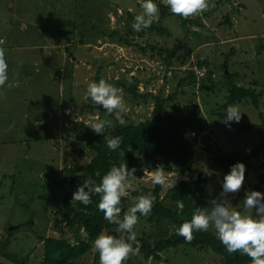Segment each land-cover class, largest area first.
Masks as SVG:
<instances>
[{
	"label": "rangeland",
	"instance_id": "rangeland-1",
	"mask_svg": "<svg viewBox=\"0 0 264 264\" xmlns=\"http://www.w3.org/2000/svg\"><path fill=\"white\" fill-rule=\"evenodd\" d=\"M158 2L165 5L163 0H154L158 8ZM141 3L142 0H0V34L8 40L10 33L21 31L23 25H27L29 30L17 32L15 39L1 46L4 49L15 41L37 46L53 41H69L71 36L74 39V44L68 49L70 58L63 65V71L57 74V78L64 82L65 98H33V102L20 100L18 105H12L15 114L12 134L5 136L0 133V264H18L22 260L28 264H41L44 248L38 236L66 237L73 241L72 234L68 229H62L57 221V212L62 209L65 194L70 190L62 170L66 165L80 161L79 158H86L80 155L79 149L73 152V140L68 141L67 137L75 139L74 121L87 127L94 116L110 121L111 126L116 122L108 117L109 114H102V110L93 108L99 106L86 95L89 82L98 83V79L104 78L109 83L121 86L128 108L123 114L125 122L139 123L156 113L153 99L146 104L145 99H136L124 91L122 85L130 87L138 80L140 94L161 93L167 97L176 92V99L168 103V110L176 115L186 117L189 107L197 103L200 105L207 129L202 133L189 134L198 147L195 149L196 165L192 173L197 176L209 172L215 181H210L207 187L209 209L211 201L222 192L223 179L227 175L217 171L212 164L213 154L218 150L251 152L260 144L257 131L243 132L242 129L250 124H261L264 118V0H209L208 11L189 17L197 20L204 16L206 29L201 30L197 25L190 27L198 35L187 33L175 16H168L163 19V25L167 26L171 37H161L149 31L142 35L133 30L134 17L142 12ZM227 15L230 24L224 23ZM15 24L17 27L7 30V26ZM31 31L48 33L34 36ZM50 32L55 33L53 40ZM114 33V38L110 37ZM125 36L141 46L157 45L173 50L176 54L174 66H167L164 60L166 54L161 58L151 49L147 48L143 53L136 46L124 45L120 39ZM232 49L234 53L228 57ZM37 56L28 52L27 62ZM203 59L211 62V69L216 73L214 90L201 91L202 81L199 80L195 86L186 84L179 87L181 79L188 76L190 67ZM226 62L229 72L240 75L238 85L263 92L258 110L244 102L235 105L242 113L241 120L239 123L229 122L230 126L223 123L226 113L221 110L230 87L224 74ZM39 69V77H42L44 67L39 66ZM254 82H257V87ZM207 84L212 86V83ZM0 102L1 130L2 125L9 122V115L7 113V121L5 114V103L9 100L0 98ZM67 103H71V112L68 120H65L69 124L66 123L59 131V107ZM52 106H55L54 110ZM39 120H42L44 127L34 126ZM259 174H264V155L253 160L252 170L241 190L228 196L237 210H242L240 205L246 192L256 191L254 185ZM165 176L169 183L176 185L184 179L185 174L172 172ZM128 183L130 207L138 197L134 192L154 186L149 175ZM169 188L164 187V192ZM260 192L264 193V186ZM55 224L59 227L55 228ZM172 230L168 221L157 230L155 224L148 223L147 217L138 219L134 228L137 240L145 233L150 241L157 237L162 239ZM162 257L169 260L166 264L221 262V257L212 252L183 246L164 252ZM92 258L93 254L89 253L80 260V264H91ZM153 261L150 259L146 262L139 253L130 255L125 264H148Z\"/></svg>",
	"mask_w": 264,
	"mask_h": 264
},
{
	"label": "trees",
	"instance_id": "trees-1",
	"mask_svg": "<svg viewBox=\"0 0 264 264\" xmlns=\"http://www.w3.org/2000/svg\"><path fill=\"white\" fill-rule=\"evenodd\" d=\"M224 1L232 2L233 0ZM159 8L161 17L154 20L149 28L140 31L142 35L145 31H149L155 32L161 37H171L167 26L163 25V19H166L168 16H175L180 21L181 27L187 33H195L198 35L197 31H193L190 28L194 25L200 27L201 30L206 29L203 21L204 16L197 20L184 19L181 16L172 14L170 8L162 3H159ZM205 15V18H207L208 15ZM224 23H231L228 15ZM114 35L116 33L110 37L114 38ZM120 41L126 46L138 47L143 53L148 48L153 52H157L161 58L166 54L167 57L164 60L167 66H174L176 54L173 50L161 48L157 45H150L149 47L141 46L129 40L127 36L122 37ZM233 53L234 50L232 49L227 56H232ZM188 54L190 55V53ZM186 60L189 59L186 58ZM196 68H206L208 72L204 77L200 78L199 81H202V84L199 89L205 92L213 91L216 83V73L211 69V62L208 59L198 60L197 63L190 67L188 76L181 79L178 86L181 87L186 84L195 86L198 80L195 74ZM224 69L227 70H224V74L230 87L226 101L221 106V110H226L228 105H236L243 102L250 104L257 110L260 109L263 92H257L253 87L245 88L244 86L238 85L237 80L240 75L229 72L227 62ZM139 82L138 80L136 84L130 87L126 85H122V87L125 92L132 94L136 99H145L146 104L149 99L155 101L156 113H153L146 120L140 121L139 123L126 122L125 125H120L116 121L114 126L110 125L106 127L105 133L102 135L96 134L83 123L73 122L74 129L76 130H74L75 139L74 137H67V139L68 141L73 140L71 143L73 152L76 153V150L79 149L80 155H85L86 159L79 158L80 161L66 165L63 168L64 179L67 180L70 190L65 194L62 209L57 212L59 216L57 220L59 221L58 224L62 229H68L73 236V241L66 237L38 236L37 238L43 244L44 248L41 264H80V260L89 253L93 254L91 264H99L98 253L93 248L96 236L101 231L117 237L127 235L126 233H118L116 231L117 225L110 224L104 220V214L98 208L100 200L98 194L91 195V203L88 205L72 201L73 193L83 184L84 180L91 178L94 183L100 184L103 175L113 165L119 166L121 164H127L129 170L133 168L136 170L134 174H130L128 182L143 178L145 176L144 170L152 173L157 167H160L164 171V174L183 172L185 176L187 175V179L184 176V179L178 182L175 187H170L165 192L164 187L159 184H154L151 188L144 187L142 192H134L135 196L151 193L154 197L152 211L147 216L138 213L139 219L147 217L148 223L155 224L157 230L161 228V224L165 221H168L173 228L170 233L166 234V237L162 239L157 237L158 241L157 239L150 241L143 232L144 235L138 240L140 246L139 253L146 262L150 259L154 260L148 264H166L169 260L163 259L162 254L168 250H177L182 246L198 251L212 252L218 255V257H221L220 264H251L250 258L240 252L229 254L225 246L218 240L215 230L211 227L206 232H194L191 242L186 241L182 236L177 234L179 226L185 220L191 219L196 208H208L210 198L207 187L210 181H215L211 179L209 172H203L197 176L193 175L192 170L194 165H196L195 149L198 147L189 137L190 133L205 132L207 126L202 109L198 103L193 104L187 109L186 117H181L168 110V103L174 101L177 97L176 92L167 97H164L161 93L156 95L152 93L140 94L137 89V83ZM206 82L212 83V86H208ZM257 85V82H254V86L257 87ZM114 86L121 87L118 84ZM93 108L102 110L100 111L102 114H108L101 106ZM108 117L115 119L113 115H109ZM242 130H244L243 132L257 131L260 134V144L253 151L245 153L235 151L223 152L218 150L213 154L212 164L216 167L217 171L229 174L233 165L242 162L246 167V180L252 170L253 160L264 155V118L261 124H250L244 126ZM106 135L121 137L122 141L120 146L115 150L109 149L104 139ZM66 163L67 161L65 160ZM97 171L100 172V176L96 175ZM263 186L264 174H259L256 176L254 189L260 192ZM177 201L183 202V212H179ZM128 206L130 207L128 197L122 198L120 205L122 210L121 218L129 209ZM56 224L55 228H58L59 225L57 226ZM74 227L75 230H73ZM18 264L28 263H26V260H22Z\"/></svg>",
	"mask_w": 264,
	"mask_h": 264
},
{
	"label": "clouds",
	"instance_id": "clouds-1",
	"mask_svg": "<svg viewBox=\"0 0 264 264\" xmlns=\"http://www.w3.org/2000/svg\"><path fill=\"white\" fill-rule=\"evenodd\" d=\"M170 8L172 14L184 19L202 14L209 10V0H163ZM142 12L134 17L132 28L136 32L149 28L154 19L159 18V8L154 0H142ZM214 6V5H213ZM2 43L4 39L0 38ZM8 65L6 52L0 47V89H3L8 81ZM11 87V84L7 85ZM3 93L0 92V95ZM86 95L91 101L101 106L109 115H114L120 125H125L123 114L128 111L125 103L123 90L101 78L99 82L87 84ZM71 110H69L70 112ZM226 116L223 123H239L242 113L238 106L228 105L225 110ZM108 120L92 117L90 127L96 134L105 133L106 127L110 126ZM104 139L111 150L117 149L122 141L121 137L106 135ZM135 169L129 170L127 164L113 165L103 175L101 183L96 184L91 178L84 180L83 184L73 193L72 201L81 202L84 205L91 203V195L98 194L100 197L98 208L103 212L104 220L117 225L116 231L119 237L101 231L94 239L93 248L98 253L99 264H124L130 255L139 254L140 246L134 231L138 223V213L147 216L153 207L154 197L151 193L141 194L133 200L131 206L121 218V200L128 196V183L130 174ZM245 164L238 162L231 167L229 174L224 176L222 192L211 201V208H196L191 219L185 220L177 229V234L186 241L191 242L196 231L215 230L218 240L225 246L229 254L240 252L250 258L251 264H264V193L248 191L241 203V209L237 210L230 203L229 194L238 193L245 181ZM145 175L151 177L153 184L163 187H175L168 182L164 171L157 167L152 173L144 170ZM97 176L100 172L97 171ZM187 179V175L185 176ZM179 212H183L184 204L177 201ZM135 245V247H133Z\"/></svg>",
	"mask_w": 264,
	"mask_h": 264
},
{
	"label": "crops",
	"instance_id": "crops-1",
	"mask_svg": "<svg viewBox=\"0 0 264 264\" xmlns=\"http://www.w3.org/2000/svg\"><path fill=\"white\" fill-rule=\"evenodd\" d=\"M26 26L27 25H23V27H21L23 28L21 29V31L11 32L8 40L5 35L0 34V38L4 39V43L2 45H5L9 40L15 39V34L17 32L24 33L26 31H29ZM14 27H17L16 24L13 26H7L6 28L7 30H11L14 29ZM31 32L34 34V36L41 35V33H48L33 31ZM50 35L52 36L53 40V36L55 35V33L50 32ZM73 40L74 39L71 36L69 41H64L62 43H55L53 41L50 42V44L48 45L37 46L32 43L21 44L16 43L15 41L12 45H10V47H6L5 52L6 62L8 65V81L5 87L3 89H0V92L3 93L2 95H0V98H8L9 100V102L5 103L6 119L8 121V113L9 122L7 124L2 125L3 127L0 130L1 134L5 136H7L8 133L12 134L14 129L15 118V114H13L14 110L12 105H18L20 103V100H30V102H33V98H65V90H63L62 87L64 85V82L57 78V74H60L63 71V65L67 63V58H70L68 49L72 44H74ZM25 51L33 52L35 57L37 56V52H40H38L37 58L32 57L30 59V62H27L26 56L28 55V52ZM39 66L40 68L41 66H43L45 70L44 73H42V77H39V74L41 73V69H39ZM8 84H11L12 86L8 87ZM70 104L71 103H67L64 106L59 107L61 118V123H58L59 131L63 129V126L65 127L66 123L69 124V122L65 120H68L69 114L71 112H67L71 110ZM52 107L54 110L55 106ZM65 115H67V117ZM34 126L44 127V124L42 120H39L35 122ZM14 143L15 142L12 141L13 145Z\"/></svg>",
	"mask_w": 264,
	"mask_h": 264
},
{
	"label": "built area",
	"instance_id": "built-area-1",
	"mask_svg": "<svg viewBox=\"0 0 264 264\" xmlns=\"http://www.w3.org/2000/svg\"><path fill=\"white\" fill-rule=\"evenodd\" d=\"M0 43H2V40H0ZM207 69L206 68H196V76L198 78V80H200V78L204 77L207 74Z\"/></svg>",
	"mask_w": 264,
	"mask_h": 264
},
{
	"label": "water",
	"instance_id": "water-1",
	"mask_svg": "<svg viewBox=\"0 0 264 264\" xmlns=\"http://www.w3.org/2000/svg\"><path fill=\"white\" fill-rule=\"evenodd\" d=\"M226 68V67H225ZM226 70V69H225ZM227 71V70H226ZM73 230H75V227L73 228Z\"/></svg>",
	"mask_w": 264,
	"mask_h": 264
}]
</instances>
